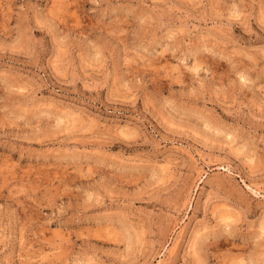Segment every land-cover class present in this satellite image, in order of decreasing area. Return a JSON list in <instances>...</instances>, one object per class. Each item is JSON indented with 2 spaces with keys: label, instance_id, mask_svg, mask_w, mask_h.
<instances>
[{
  "label": "rangeland",
  "instance_id": "obj_1",
  "mask_svg": "<svg viewBox=\"0 0 264 264\" xmlns=\"http://www.w3.org/2000/svg\"><path fill=\"white\" fill-rule=\"evenodd\" d=\"M0 264H264V0H0Z\"/></svg>",
  "mask_w": 264,
  "mask_h": 264
}]
</instances>
